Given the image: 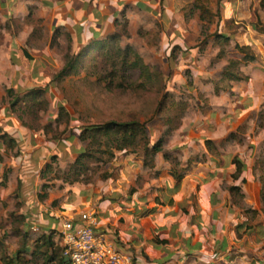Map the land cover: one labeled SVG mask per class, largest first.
Wrapping results in <instances>:
<instances>
[{
    "label": "crops",
    "instance_id": "crops-1",
    "mask_svg": "<svg viewBox=\"0 0 264 264\" xmlns=\"http://www.w3.org/2000/svg\"><path fill=\"white\" fill-rule=\"evenodd\" d=\"M10 1L0 0L4 24L0 33V222L14 240L22 237L23 260L32 264L31 251L39 234L56 230L53 239L60 245L56 215L82 222L83 213L91 212L97 229L112 238L115 248L132 253L139 264H264V218L253 223L229 191L232 185L240 186L243 203L259 208L262 182L255 167L264 157V127L255 131V126L264 114V2L220 0L221 27L230 25L224 27V34L239 45L245 59L238 65L242 78L228 79L226 87L214 92L211 81L199 80L213 79L218 72L224 78L225 64L207 72L199 69L196 57L205 56L181 27L184 21L176 20L175 2L164 0L167 19L160 47L181 48L175 66L167 65L172 70L167 87H188L182 73L190 69L191 84L205 91L203 97H194L196 107L187 109L178 127L165 136L152 162H145L142 150L120 152L115 163H108L112 173L106 179L70 184L55 177L45 181L43 171L52 157L53 165L65 168L86 146L79 140L75 121L70 120L67 128L61 125L55 135L42 127H28L21 121L18 105L12 107V96L24 105L28 94L45 89L49 109L38 120L54 126V105L59 103L52 97L53 77L64 64V52L57 46L77 59L92 56L100 42L117 35L115 21L120 22L122 15L133 32V7L156 9V4L34 0L38 22L27 23L22 1ZM7 14L12 20L19 18L18 28ZM189 46L191 52L182 51ZM8 89L13 95L7 94ZM172 154L178 161L175 166ZM233 158L243 164L236 179ZM44 183L49 186L42 189ZM42 192L47 197L39 199ZM34 223L39 234L30 231ZM17 250L8 253L14 257Z\"/></svg>",
    "mask_w": 264,
    "mask_h": 264
},
{
    "label": "rangeland",
    "instance_id": "rangeland-1",
    "mask_svg": "<svg viewBox=\"0 0 264 264\" xmlns=\"http://www.w3.org/2000/svg\"><path fill=\"white\" fill-rule=\"evenodd\" d=\"M21 1L26 11L24 14L25 21L34 23L36 20L34 0ZM140 1L143 4L144 2L150 5L156 4V9L134 6L135 14L134 12L130 13L134 17L133 32L128 28V19L125 15H122L117 27V38L110 45L104 47L100 53L77 59V62H75L73 60L74 56L68 50L57 46V50L64 52L63 68L69 66L72 61H74L72 62L74 65L72 64L73 68L69 73L57 76V72L53 77L54 89H52V97L56 98V102L59 103L54 105L57 115L56 123L54 126L50 122L41 125L38 120L41 116L40 114L46 113L49 109V102L44 97L46 90L42 89L43 94L36 99V101H43L41 105L29 107L30 99L26 97L23 100L25 102L24 105L18 104L19 100L12 105V107L18 105L17 112L20 116L21 114L23 115V117L21 116V121L24 124L31 128L42 127L45 131H53L54 134V132L58 133L61 131L59 130L62 127L61 125L66 124L65 127L67 128L69 122L73 120L75 121V126L80 129L78 133L80 134L84 127L90 125H102L110 121L126 122L136 120L145 124L149 135V147L160 139L161 146L164 145L165 136L178 127L181 123V117L185 115L187 109L196 107L193 105L194 97L199 96L202 98L205 91L201 92L198 88L196 90L193 88L191 83L194 75L190 69H186L187 72L182 73L183 78L189 84L188 87L183 88L177 85H174L172 89L167 87V83L172 76V70L169 71L167 65L175 66L178 51L181 48L172 47L169 50L167 48L163 50L160 47L161 33L165 31L164 24L165 19H167L165 8L163 7L164 0ZM173 1L175 2L176 15L178 16L176 20L184 21L181 27L189 33L190 40L196 41L195 46L198 47V52L205 56L204 59L199 58V55L196 57L199 69L201 68L203 71L209 70V68L217 69L223 67L222 64H225L223 69L228 65V70L239 74L238 65L245 59L239 45L231 40L216 38V34H224L226 32L224 27L230 29V25L221 27L218 9L220 0ZM262 1L264 2V0ZM10 2L12 4L15 0ZM1 4L0 2V7ZM9 16L12 20V15L10 14ZM180 16L183 17V20ZM2 17L3 14L0 13V33L4 26ZM173 18H176V16H173ZM18 19L12 20L15 28L20 26ZM174 23L172 27H175ZM196 35L197 38L195 39ZM189 47L182 49V51L186 52L189 50L191 52L190 49L193 46ZM228 79L227 76L220 78V72H218L214 74L213 79L209 78L207 80L204 77L199 81H205L206 83L211 81L215 92L226 87ZM11 95H13V92ZM14 98L19 99L18 96H12V101ZM26 107H28L27 112H23L27 109ZM257 127H264L263 113L259 116L255 131H257ZM116 137L117 135L115 134H109V136L97 135L94 139L90 137L85 140L79 139L85 142L86 146L84 149L88 146L89 151L93 152V156L87 162L88 169L78 176L79 183H99L100 180H104L111 175L110 168H107L108 163H115L116 155L124 152V150L119 151L116 149V144L114 143ZM142 146L143 139L138 135L135 142L128 145L127 150L144 151ZM78 155L79 153L76 157ZM153 155V151H149L147 155L145 154V162H152ZM172 159L173 166L177 165L178 161L176 158L173 156ZM53 162H55V159L53 160L52 157L50 168L44 176L45 181L51 180L52 177L57 179L65 178V173L72 163H69L65 168H60L57 165H53ZM256 166L255 169L262 182L259 208L255 209L243 203L241 200L243 194L240 186L232 192L235 201L241 206L246 216L254 218L253 223L259 218H264V157L258 159ZM71 175L70 177H74ZM66 183H69V181H66ZM47 185L49 186V184ZM3 228L4 224L1 221L0 243L2 247H0V264L3 263L4 254L9 255L8 252L13 251L14 248L21 249L20 246L22 244L21 236L18 240H14L10 233L3 232ZM43 259L41 256L35 255L31 261L32 264H45Z\"/></svg>",
    "mask_w": 264,
    "mask_h": 264
},
{
    "label": "trees",
    "instance_id": "trees-1",
    "mask_svg": "<svg viewBox=\"0 0 264 264\" xmlns=\"http://www.w3.org/2000/svg\"><path fill=\"white\" fill-rule=\"evenodd\" d=\"M115 24H119V22L116 20ZM255 28L258 29V24L254 25ZM117 38L116 34H113L109 36L107 39L104 41L100 42L95 49H97L98 53H100L104 47H107L110 45L114 39ZM216 38L223 39V40H229V36L225 34H216ZM176 48V47H174ZM77 57H74V61L76 60ZM246 60H252V57H246ZM72 61V62H74ZM65 68H62L56 75L57 76H63L67 73H69L72 68H73V63ZM73 64V65H72ZM232 64V63H231ZM228 65L224 68L222 75L227 76L229 79H240L242 76L239 74L233 73L230 70L227 69ZM7 94L10 95L12 94V90L8 89ZM43 94L42 89H37L32 91L30 94H28V98L30 99L29 101V107H32L34 105H41L43 103L42 100L36 101L38 97H40ZM16 97V96H14ZM19 99L14 98L11 105H14ZM25 111L27 112L28 107H26ZM109 134H115L117 137L114 139V143L116 144V149L119 151L124 152H135V149H132L130 151L127 150V147L130 143L133 144L135 142L136 137L139 135L143 139V150L145 154L147 155L149 151H159L161 149V139L153 143L151 147H149V135L148 132L145 128V124L136 120L133 121H126V122H117V121H110L102 125H90L87 127H84L83 131L79 134V139L85 140L90 138H96L97 135L103 136ZM93 156V152L91 153L89 151V148H85L82 152L79 153V155L75 158L74 162L70 164L68 167L66 173H65V178H62V181H69L70 184L74 182H80L78 179V176L83 173L86 169H88L87 162L91 159ZM55 157H53V160ZM233 164L235 165V171L232 173V177L234 179L238 178L239 175L241 174L243 170V164L238 160L237 158H233L232 160ZM50 163H47L45 165V169L43 171V177L45 176V173L47 170L50 168ZM70 174H72L74 177H70ZM71 175V176H72ZM48 185L43 184L42 189H45ZM238 186L232 185L229 187V191L232 193L234 190H236ZM39 199H44L47 197V194L42 192L38 194ZM57 234L56 230H51L50 233L48 234H41L36 237L35 239V244L34 247L31 251L32 256L38 255L44 258V263L45 264H66L67 261L66 259L62 256L61 253V247L60 245L54 241V236ZM0 247H2L0 243ZM43 248H45L43 250ZM22 248L17 250V253L14 257H11L10 255L4 254L3 256V263L2 264H27L23 260L22 257Z\"/></svg>",
    "mask_w": 264,
    "mask_h": 264
},
{
    "label": "built area",
    "instance_id": "built-area-1",
    "mask_svg": "<svg viewBox=\"0 0 264 264\" xmlns=\"http://www.w3.org/2000/svg\"><path fill=\"white\" fill-rule=\"evenodd\" d=\"M59 223V238L62 256L66 264H139L132 253L120 251L114 246L112 238L97 229L94 213L85 212L82 222L73 218L55 216ZM33 233L39 226H30ZM54 264V263H51Z\"/></svg>",
    "mask_w": 264,
    "mask_h": 264
}]
</instances>
